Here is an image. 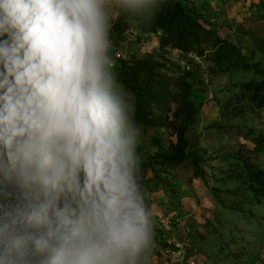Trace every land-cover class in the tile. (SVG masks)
Returning a JSON list of instances; mask_svg holds the SVG:
<instances>
[{"label": "clouds", "instance_id": "obj_1", "mask_svg": "<svg viewBox=\"0 0 264 264\" xmlns=\"http://www.w3.org/2000/svg\"><path fill=\"white\" fill-rule=\"evenodd\" d=\"M167 3L0 0V264H152L156 218L113 32Z\"/></svg>", "mask_w": 264, "mask_h": 264}, {"label": "rangeland", "instance_id": "obj_2", "mask_svg": "<svg viewBox=\"0 0 264 264\" xmlns=\"http://www.w3.org/2000/svg\"><path fill=\"white\" fill-rule=\"evenodd\" d=\"M171 1L227 44L161 47L158 19L113 32L156 218L152 264H264V106L238 98L243 81L264 84V0Z\"/></svg>", "mask_w": 264, "mask_h": 264}, {"label": "trees", "instance_id": "obj_3", "mask_svg": "<svg viewBox=\"0 0 264 264\" xmlns=\"http://www.w3.org/2000/svg\"><path fill=\"white\" fill-rule=\"evenodd\" d=\"M166 20L160 24V46H173L186 54L202 55L205 51L214 50L218 54L227 43L209 26L194 18L182 2L168 0L166 10L150 19H141L143 23L151 20ZM193 61V58H190ZM239 99L248 98L257 106H264V84L257 80L241 83ZM254 180L264 187V171L258 170Z\"/></svg>", "mask_w": 264, "mask_h": 264}]
</instances>
